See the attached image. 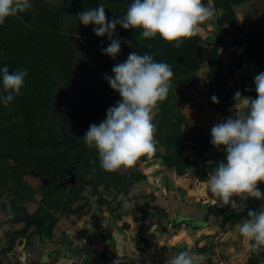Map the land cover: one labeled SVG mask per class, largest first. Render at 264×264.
<instances>
[{"label":"trees","instance_id":"16d2710c","mask_svg":"<svg viewBox=\"0 0 264 264\" xmlns=\"http://www.w3.org/2000/svg\"><path fill=\"white\" fill-rule=\"evenodd\" d=\"M251 1L204 0L218 12L215 23L224 30V36L213 43L204 41L199 33L176 48L159 36L138 39L139 31L117 25L113 38L121 41V52L115 59L102 52L110 44L107 35L97 37L96 26L80 24L77 16L103 4L109 21L118 19L132 0H31L30 10L0 25V68L7 65L10 72H28L21 94L7 107L0 102V203L21 213H29L27 203L36 205L34 215L43 224L30 229L29 242L35 236L53 238L60 219L81 212L93 197L100 208L105 206L119 214L131 199V187L141 181L136 170L127 174L103 172L98 153L87 148L82 138L89 126L105 120L107 110L120 100L105 76H111L113 66L125 61L130 52L154 54L157 62L168 63L174 72L168 98L154 120L157 151L142 156L141 162L160 159L165 169L179 176L193 171L197 182H205L217 164L226 160L224 149L210 143L211 130L195 126L185 129L190 119L183 103L197 102L201 97L203 78L199 72L203 69L210 74L204 100L209 110L228 115L238 102L234 99L237 91L256 98L254 79L238 75L249 61H255L257 69L264 72V28L258 24L263 19L257 13L251 17L249 12L250 19L239 11ZM201 27L207 31L205 24ZM228 35H234L235 42L228 41ZM224 47L244 48L240 55L234 51L226 60L221 51ZM213 96L218 103H213ZM36 172L50 184L41 183L40 188L30 184L27 178ZM69 173L76 177L73 186L64 185ZM259 188L264 193V183ZM249 210L260 209L247 206L233 210L212 205L207 216H214L219 230L226 232L246 218ZM13 235L0 255L11 253L10 243L23 237L17 232ZM196 249L202 254L210 248ZM263 263L264 250L259 255L250 254L248 264Z\"/></svg>","mask_w":264,"mask_h":264},{"label":"clouds","instance_id":"9594fccd","mask_svg":"<svg viewBox=\"0 0 264 264\" xmlns=\"http://www.w3.org/2000/svg\"><path fill=\"white\" fill-rule=\"evenodd\" d=\"M31 0H0V25L32 8ZM215 16L204 0H132L126 13L109 21L103 4L84 10L77 18L84 26L95 25V35H107L110 44L103 54L115 59L121 52V41L114 39L117 25L125 30L139 31L138 39L160 37L180 48L186 39L196 37L201 26ZM126 43L131 46L130 41ZM149 47H151L149 45ZM26 69L9 71L0 68V102L7 107L25 86ZM174 72L166 62H157L154 54L130 52L127 59L105 76L112 90L120 95L115 106L107 110L106 119L92 124L82 137L89 149L98 153L99 169L116 173L132 168L142 156L157 151V126L154 122L160 106L166 101ZM256 98L235 93V102L242 101L243 111L215 124L211 129L213 147L224 149L221 161L205 181L207 190L221 206L233 210L244 207L249 198L264 200L259 185L264 183V72L255 76ZM213 103L218 99L213 96ZM236 109V103H235ZM96 169H93L95 172ZM238 197L241 203H238ZM239 235L247 240L249 254L264 250V206L249 210L247 217L236 224ZM203 254L180 250L165 264H203ZM113 264H120L114 261Z\"/></svg>","mask_w":264,"mask_h":264},{"label":"crops","instance_id":"0c3cea01","mask_svg":"<svg viewBox=\"0 0 264 264\" xmlns=\"http://www.w3.org/2000/svg\"><path fill=\"white\" fill-rule=\"evenodd\" d=\"M260 1L258 4L257 0H252L240 7L239 11L248 7L246 14L252 11V17L253 13H257L264 23V0ZM205 26L207 31L201 27L200 33L207 43H213L224 36V30L216 25L214 17ZM226 39L235 42L236 37L228 35ZM246 44L247 40L244 39V46ZM243 48L224 47L221 51L227 60L234 51L237 56L240 55ZM206 73L207 80L203 88H200L203 98L206 97V84L210 78L207 70ZM260 73L255 61H249L238 75H246L255 80V76ZM252 90L255 91V87ZM197 100L185 104L187 108L192 105L196 107L184 111L190 119L185 126L186 130L192 126L211 130L215 124L234 116L236 110L243 109L242 101H238L236 109L234 106L228 115L212 110L204 114L199 112L198 107L204 100ZM140 163L138 171L142 179L131 187V199L123 204L119 214L108 211L105 206L100 208L95 201L90 202L81 212L58 223L56 231L60 229L62 233L54 232L53 238L46 240L40 236L33 237L30 243L32 248L27 250L32 252L33 258L28 264H83L85 260H90V264H113L117 260L120 264H165L168 257L177 251L190 250L193 254H200L196 248L203 246L210 248L202 253L205 257L203 264H248L250 254L246 253L247 240L239 235L236 227L221 232L218 220L214 216H207V209L212 205L231 208L230 205L221 206L208 192L206 183L194 179L193 171L179 176L165 169L160 159ZM234 199L241 203L238 197ZM254 199L242 202L244 207L260 209L264 206L262 201ZM250 202L254 205H250ZM3 219L0 217V229L3 228L4 232L9 229L18 232L24 228L23 224L7 222L2 227ZM188 222L191 226H188ZM3 241L1 236L0 252L9 243ZM18 241V246L25 245V239L21 241L19 238ZM6 258L7 255H0L2 264H6Z\"/></svg>","mask_w":264,"mask_h":264},{"label":"rangeland","instance_id":"374dc122","mask_svg":"<svg viewBox=\"0 0 264 264\" xmlns=\"http://www.w3.org/2000/svg\"><path fill=\"white\" fill-rule=\"evenodd\" d=\"M257 3L258 4H260L261 3V1L260 0H257ZM260 6V5H259ZM255 8V7H254ZM241 11V13L242 14H246L247 13V11L246 10H249V8L247 7V8H241L240 9ZM250 12H252V11H250ZM241 13H240V16H241ZM217 14H218V12L216 13L215 12V16H214V18L216 19V16H217ZM247 15H249V14H247ZM259 24V27L260 28H262V26L264 25V23H258ZM207 70V69H206ZM206 70L204 71V70H201L200 72H199V74H200V76H202V78H203V81L201 82V85H200V88H203V85H205V82H206V78H207V73H206ZM208 71V70H207ZM210 75V74H209ZM210 79V78H209ZM201 99H203V100H205V97L203 98V97H199V100H201ZM189 101H185L184 103H183V111H185V110H188V109H193L194 110V108H196V107H193V105L191 106V108H187V107H185V104L187 105V103H188ZM189 105H191L190 103H189ZM193 107V108H192ZM198 107H199V112H201V113H204V114H206V111H208L209 109L207 108V105L205 104V102L203 101V102H200L199 104H198ZM186 108V109H185ZM241 111H243V109L241 110ZM204 114H202L203 116H204ZM193 127V126H192ZM189 152H191L190 150H188ZM192 153V152H191ZM141 166V163L140 162H136L135 163V165L132 167V168H130V169H128V170H126V171H122L123 173H129V172H131V171H134V170H136L137 172H139L138 170H139V167ZM27 181L30 183V184H32L34 187H36V188H40L41 187V181L40 180H38L37 178H33V177H28L27 178ZM87 195V194H86ZM40 198V196H38L37 197V199H39ZM253 199V198H252ZM96 200V197H93V198H90V201H89V203L90 202H94ZM254 200H256V201H262L263 202V204H264V200H257V199H254ZM89 203H87V204H89ZM86 204V203H85ZM250 205H254V203H252V202H250ZM256 205V204H255ZM26 208H27V210L29 211V213H34L35 212V210H36V205H33L32 203H30V204H26ZM157 217H159L160 218V216H158L157 215ZM162 218V217H161ZM160 218V219H161ZM7 219V218H6ZM64 219V216L60 219V221L61 220H63ZM7 221H8V219H7ZM6 221V222H7ZM2 223V227L4 226V222H1ZM13 224V223H12ZM57 227H58V225L56 226V229H57ZM33 229V228H32ZM31 229V230H32ZM56 229H55V232H61L60 231V229H58L57 231H56ZM14 232H16L15 230L14 231H12L11 229H9L7 232H4V230H3V228L2 229H0V237L2 236V238H3V240L6 242V241H11V239H12V236H14L13 235V233ZM62 232H63V230H62ZM61 232V233H62ZM21 236H23V237H20V239H21V241L22 240H26V242H25V245H23V246H18V243H19V237H18V240H16L15 242H13V243H10L11 244V246H12V248L13 249H16V251L18 250V249H20V250H28V249H30V248H32V240L34 239L33 237H30V242L28 241V239H29V235H27V234H23V235H21ZM43 240H46L45 238H42ZM3 241V242H4ZM18 241V242H17ZM31 243V244H30ZM28 244V245H27ZM16 251H14V252H16ZM14 252L13 253H9L8 255H7V258L4 260V262L7 264H9L10 262L12 263H15V264H17L18 262L16 261V259H15V255H14ZM79 259V258H78ZM32 259H29V261H28V263L31 261ZM86 262V260L84 261V263ZM88 262V261H87ZM19 264V263H18Z\"/></svg>","mask_w":264,"mask_h":264},{"label":"water","instance_id":"95a60500","mask_svg":"<svg viewBox=\"0 0 264 264\" xmlns=\"http://www.w3.org/2000/svg\"><path fill=\"white\" fill-rule=\"evenodd\" d=\"M0 88H2V85H0ZM137 162H141V157L137 160ZM31 174L33 177L39 179L44 186L50 184V181L45 178L40 172ZM69 175L70 176L64 183V185L73 186L76 183V177L72 173H69ZM0 213L3 214L8 219V221H15L24 224V228L21 231L17 232L20 235L28 233L33 226L41 227L43 224V220L37 215H31L27 211L21 213L19 210L14 208L9 209L5 203H0Z\"/></svg>","mask_w":264,"mask_h":264},{"label":"built area","instance_id":"2783aa9c","mask_svg":"<svg viewBox=\"0 0 264 264\" xmlns=\"http://www.w3.org/2000/svg\"><path fill=\"white\" fill-rule=\"evenodd\" d=\"M248 253V251H246ZM15 259L19 264H28L29 259L33 258V254L27 250H18L14 252ZM238 256H241L240 254Z\"/></svg>","mask_w":264,"mask_h":264},{"label":"flooded vegetation","instance_id":"af4514ba","mask_svg":"<svg viewBox=\"0 0 264 264\" xmlns=\"http://www.w3.org/2000/svg\"><path fill=\"white\" fill-rule=\"evenodd\" d=\"M30 214H31V215H34V213H30ZM0 217L4 218V219H3V222L6 223V221H7L6 217H5L3 214H1V213H0ZM7 223H13V221H7ZM16 224H23V223H18V222H17ZM16 224H15V225H16ZM23 226H24V224H23Z\"/></svg>","mask_w":264,"mask_h":264}]
</instances>
